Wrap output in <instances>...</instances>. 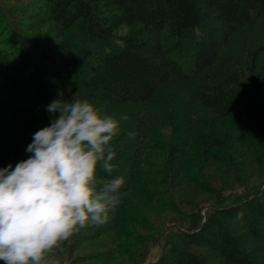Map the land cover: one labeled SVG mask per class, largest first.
Returning a JSON list of instances; mask_svg holds the SVG:
<instances>
[{"label":"trees","instance_id":"obj_1","mask_svg":"<svg viewBox=\"0 0 264 264\" xmlns=\"http://www.w3.org/2000/svg\"><path fill=\"white\" fill-rule=\"evenodd\" d=\"M77 91L128 116L111 173L127 195L58 264L106 232L134 239V264H264V0H0V167Z\"/></svg>","mask_w":264,"mask_h":264},{"label":"clouds","instance_id":"obj_2","mask_svg":"<svg viewBox=\"0 0 264 264\" xmlns=\"http://www.w3.org/2000/svg\"><path fill=\"white\" fill-rule=\"evenodd\" d=\"M46 109L50 122L34 131L15 164L0 167V260L4 264H58L54 249L86 225H103L127 195L112 140L119 116L78 91ZM129 136L134 132H129ZM108 179L97 184V172Z\"/></svg>","mask_w":264,"mask_h":264},{"label":"rangeland","instance_id":"obj_3","mask_svg":"<svg viewBox=\"0 0 264 264\" xmlns=\"http://www.w3.org/2000/svg\"><path fill=\"white\" fill-rule=\"evenodd\" d=\"M156 155H158V153H154V156L152 157V159L159 161V157H157ZM250 169L254 170L256 168H250ZM204 172H207V171H204ZM251 177L253 179L252 182H258V183L264 182V177L260 176L258 173L252 174ZM136 232L143 233V230L137 229ZM111 238H112L111 232H108V233L106 232L95 238L90 237L87 240H80L77 243V247L74 253H72V255H70L69 257L70 259H72V264H134L133 257L134 259H136L137 257L139 258L138 255L132 257V255L130 254L133 252V250L134 251L136 250L135 247H133L134 239H132L130 236L121 237V240L124 242V245L127 246L125 247L123 245V248L126 249L123 252V250H121L120 248H117L114 244H111L112 243L110 240ZM258 248L262 250L261 253L258 255L260 258H262L261 260L264 262V248L262 247H258ZM148 250H149V254L146 258V262H148L149 260H152L158 253L159 249L156 246L152 247V245H149L147 248V251ZM137 251H138L137 254L139 255L143 254L142 251L144 252V255L146 254V251L143 250L142 248L138 249ZM126 252H128V254ZM0 261L3 262L2 260Z\"/></svg>","mask_w":264,"mask_h":264}]
</instances>
